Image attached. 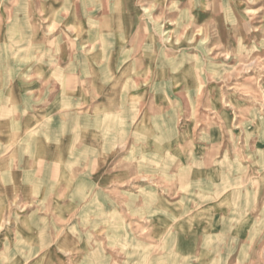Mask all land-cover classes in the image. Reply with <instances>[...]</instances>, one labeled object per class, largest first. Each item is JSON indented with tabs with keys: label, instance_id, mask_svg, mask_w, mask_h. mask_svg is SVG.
I'll return each mask as SVG.
<instances>
[{
	"label": "rangeland",
	"instance_id": "1",
	"mask_svg": "<svg viewBox=\"0 0 264 264\" xmlns=\"http://www.w3.org/2000/svg\"><path fill=\"white\" fill-rule=\"evenodd\" d=\"M232 137L258 179L264 0H0V264H187L171 243L109 240L136 217L104 191L166 187ZM263 236L242 261L264 264Z\"/></svg>",
	"mask_w": 264,
	"mask_h": 264
},
{
	"label": "crops",
	"instance_id": "2",
	"mask_svg": "<svg viewBox=\"0 0 264 264\" xmlns=\"http://www.w3.org/2000/svg\"><path fill=\"white\" fill-rule=\"evenodd\" d=\"M229 122L227 125L232 128L233 122ZM247 126L249 124L244 122L243 127ZM235 143L232 137L230 145H223L217 151L222 155L216 156L213 164L199 162L197 167L183 166L169 172L166 187L161 179L152 176L143 178L130 190L128 184L122 182L126 178L115 177L119 184H111L110 190L104 193L110 192L108 198L114 208L120 200V211L117 208L116 211L121 217H136V223L132 226L134 230L126 232V225L122 223L110 226L109 231L106 226L105 234L122 228L120 235L108 236L109 240L136 242L138 247H147L153 252L171 243L169 248L187 264H209L207 258L213 254L221 259V264H249V259L242 261L241 255L248 253L249 258L250 250L256 246L257 234L264 235V171H260L258 179L255 177L256 161L255 156L250 155L253 152H250L248 138L244 139L243 147ZM237 152L247 154L244 157L247 170L240 166ZM230 153L235 155L230 156ZM250 165L253 170L249 169ZM197 176L199 181L195 179ZM113 191L120 194L119 200L118 195H112ZM186 193H191L192 197ZM128 196L131 201L122 202ZM196 204L197 211L188 216L185 210L195 208ZM161 214L163 223L168 226L173 223L164 233L160 229ZM261 244H264V236ZM122 247L119 244L121 251Z\"/></svg>",
	"mask_w": 264,
	"mask_h": 264
},
{
	"label": "bare ground",
	"instance_id": "3",
	"mask_svg": "<svg viewBox=\"0 0 264 264\" xmlns=\"http://www.w3.org/2000/svg\"><path fill=\"white\" fill-rule=\"evenodd\" d=\"M121 245V244H120ZM187 259V258H186Z\"/></svg>",
	"mask_w": 264,
	"mask_h": 264
}]
</instances>
